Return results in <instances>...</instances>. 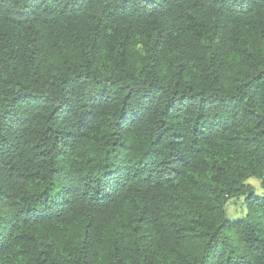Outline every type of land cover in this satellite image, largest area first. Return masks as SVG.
<instances>
[{"label": "trees", "instance_id": "obj_1", "mask_svg": "<svg viewBox=\"0 0 264 264\" xmlns=\"http://www.w3.org/2000/svg\"><path fill=\"white\" fill-rule=\"evenodd\" d=\"M100 2L83 0V11L66 20L65 28L39 21L40 14L51 15L45 0H0V208L20 205L0 215V264H253L248 256L261 249L255 242L264 229V196L247 180L256 178L264 191V20L218 23V8L212 13L200 0H171L174 7L167 10H177L172 19L182 29V54L176 46L165 56L158 54L161 34L175 40V28L156 31L141 21L155 33L145 40L151 44L152 63L139 56L140 26L131 33L117 32L118 50L108 60L102 59L104 44L96 40L109 26L100 29L101 21L92 17ZM112 16L110 12L104 19ZM146 20L157 22L152 16ZM81 21L91 28L87 35L78 31ZM117 21L124 18L112 23ZM78 57H87L83 66ZM93 64L100 79H111L110 64L116 76L123 72L132 79L147 70L167 83L173 73L176 98L195 97L197 106L211 99L220 119L194 155L166 165L174 174L154 177L124 199L89 209V219L72 209L48 211L64 175L63 167L52 166V152L60 145L55 156L63 159L74 133L61 127L66 121L54 117L56 108L48 111L34 103L20 111L17 102L63 92ZM197 77L203 84L199 90L190 83ZM149 87L164 89L165 83ZM102 132L89 128L72 143L71 153L84 175L95 167L97 156L107 159L118 147ZM153 151L146 144L137 163ZM228 205L235 215H227Z\"/></svg>", "mask_w": 264, "mask_h": 264}, {"label": "clouds", "instance_id": "obj_2", "mask_svg": "<svg viewBox=\"0 0 264 264\" xmlns=\"http://www.w3.org/2000/svg\"><path fill=\"white\" fill-rule=\"evenodd\" d=\"M200 2L212 13L219 9V13L216 14L218 23L230 20H264V0H223V3L220 0L215 2L200 0ZM82 3L83 0H45L47 12L51 15L42 13L39 21L51 26H56L59 22L60 26L66 28L69 25L65 24V21H71L72 17L78 16V9L80 12L83 11ZM121 5L125 7L123 12L120 11ZM173 7L171 0H101L97 8L93 9L92 17L101 21L100 29H104L105 25L110 29L99 31L96 40V43L104 44L106 55L102 59L111 60L116 56L117 32L127 29L131 33L140 26L139 56L147 57L144 63L151 64L153 55L150 50L151 44H145V40L149 34L155 33L142 26L141 21L151 24L156 31L166 28L171 32L175 28V40L166 33L161 34L158 54L165 56L173 46H176L178 56L182 54L181 45L185 43L180 37L182 29L172 19L177 10L172 12L167 10ZM110 12L113 16L105 20L104 17ZM149 16L157 18V22L146 20ZM117 17H123L124 22L112 23ZM77 28L85 35L91 31L84 21H81ZM177 41L181 43L177 44ZM140 44L144 46L139 47ZM86 59L87 57H78V64L83 66ZM175 59L170 58L168 62L173 63ZM95 67V64L91 65L85 74L69 81L63 92L47 91L35 101L28 98L23 103L17 102V109L20 111L30 110L34 103L46 106L48 111L56 108L54 117L66 121V125L61 127L74 133L65 146L63 159L55 156L60 145L53 149L52 166L63 167L64 175L63 183L51 198L52 207L48 211L58 213L72 209L74 212L83 213L89 219L92 218L88 213L89 209H100L106 207L110 200L124 199L138 186H149L154 177L168 178L170 174H174L166 165L170 161L184 163L187 158L194 155L202 141L213 134L216 128L215 120L220 119L219 116H215L218 109L212 105L211 99L201 101L197 106L195 97L184 95L176 98L171 89V84L175 82L173 73L169 74L167 83L158 80L154 73L150 74L147 70L144 76L132 79L126 78L123 72L116 76L113 72L115 65L110 64L107 70L111 79H100ZM192 71L195 72V69ZM70 74L76 75L75 72ZM81 81L83 83H80ZM156 83H165V88L149 87ZM190 83L198 90L203 87L199 77ZM100 89H103V92ZM182 90L185 93L189 92L188 87ZM89 128L94 133L103 129L100 134L105 135L109 144L115 141L118 147L107 159L97 156L95 167L84 175L81 165L76 163L75 154L71 153V146L76 137ZM173 133L175 135H172ZM148 143L152 144L154 151L137 163V154ZM121 144L131 145L132 148L125 150L120 147ZM161 167H164V171H157ZM145 175L147 179L143 178ZM10 191L16 192L17 189L11 188ZM259 195L264 196V192ZM8 203L12 204V201L9 200ZM19 207L17 204L10 208H0V215L10 214ZM258 235L259 241L255 243H261V249L251 253L248 258L253 264H264V229Z\"/></svg>", "mask_w": 264, "mask_h": 264}, {"label": "rangeland", "instance_id": "obj_3", "mask_svg": "<svg viewBox=\"0 0 264 264\" xmlns=\"http://www.w3.org/2000/svg\"><path fill=\"white\" fill-rule=\"evenodd\" d=\"M249 183H251L254 187H255V190L257 193H261V192H264L261 188H260V185H259V180H257L256 178L254 177H250L248 178L247 180ZM235 211L233 210V207L231 205H228V211H227V215H235Z\"/></svg>", "mask_w": 264, "mask_h": 264}]
</instances>
